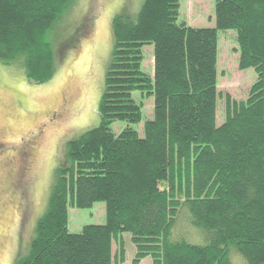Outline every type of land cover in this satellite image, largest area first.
I'll return each instance as SVG.
<instances>
[{
	"label": "trees",
	"instance_id": "1",
	"mask_svg": "<svg viewBox=\"0 0 264 264\" xmlns=\"http://www.w3.org/2000/svg\"><path fill=\"white\" fill-rule=\"evenodd\" d=\"M73 3L0 0V62L22 67L32 82L51 79L47 35L63 28L53 27ZM178 15V0H144L134 16H113L98 123L67 142L29 251L14 264H114L112 242L124 232L137 249L132 264L144 256L153 264H235L233 256L264 264V0H215L214 27L177 23ZM78 25L63 49L87 35V22ZM225 29L236 32L238 67H253L257 80L238 108L226 96L217 124V33ZM144 45L153 46L152 77L141 70ZM133 92L153 97L142 136L132 127L142 119ZM116 121L127 124L119 133ZM95 202H104L105 222L70 233L69 204ZM180 211L201 241L174 234Z\"/></svg>",
	"mask_w": 264,
	"mask_h": 264
},
{
	"label": "rangeland",
	"instance_id": "2",
	"mask_svg": "<svg viewBox=\"0 0 264 264\" xmlns=\"http://www.w3.org/2000/svg\"><path fill=\"white\" fill-rule=\"evenodd\" d=\"M143 1L74 0L65 17L53 27L63 22V28L47 35L56 60L55 73L48 81H29L22 67L0 62V264H14L18 254L23 256L29 251L36 222L48 204L54 169L65 161L67 142L98 123L97 105L113 49L112 18L118 13L134 16ZM178 1L177 23L198 28L215 26V0ZM85 21L87 35L76 41L75 46L63 49L66 39H72L76 26H82ZM217 35L220 95L216 101V123L221 124L226 116V96L238 108L249 97L257 73L253 67H238L240 51L235 30H219ZM142 52L141 70L152 77L153 46L144 45ZM133 97L142 104V119L132 127L142 136L144 122L153 118V97H142L139 92H133ZM62 111H66L64 117L59 115ZM53 116L57 120L46 124L38 133L40 122ZM126 126L125 122L116 121L112 129L119 133ZM33 140L35 145L29 148ZM21 158L27 159L28 168L24 178L12 186L10 174L16 166L19 172L25 166ZM67 214L68 231L77 233L84 225L105 222V204L95 202L90 208L69 204ZM182 214L185 215L180 211L174 234L183 233L190 241H201L202 233ZM136 254L129 232L114 237V264H132ZM240 259L233 256L235 264H245ZM137 264H153V261L150 256H144Z\"/></svg>",
	"mask_w": 264,
	"mask_h": 264
},
{
	"label": "flooded vegetation",
	"instance_id": "3",
	"mask_svg": "<svg viewBox=\"0 0 264 264\" xmlns=\"http://www.w3.org/2000/svg\"><path fill=\"white\" fill-rule=\"evenodd\" d=\"M65 112H63V111L62 112H59L60 113L59 115H62L64 117L65 116ZM55 120H57V118L54 117V116L53 117H46V118H44V120L40 122L41 127H40V125L37 127L38 133H40V132L43 131V127L46 124H48L50 122H53ZM59 120H61V119H59ZM34 143H35V141L33 140L32 142H30V144L28 145V147L29 148L34 147V145H35ZM25 157H28V155L26 154ZM21 160L24 161V163H25V166H24L23 170H21V172H19L18 166H16V170L14 172H13V170H11V172H13V173H11L10 176H9V178H10L9 184L12 185V186H14V182L17 183L20 180H22L24 178L25 174H26V171H27V168H28V163L26 164L27 159L26 158H21ZM9 162L12 163V161H9ZM20 225H22V218H20Z\"/></svg>",
	"mask_w": 264,
	"mask_h": 264
}]
</instances>
